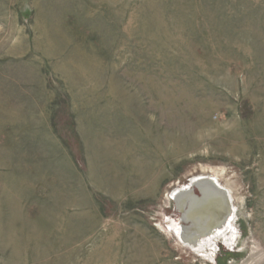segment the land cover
Wrapping results in <instances>:
<instances>
[{
	"label": "rangeland",
	"instance_id": "obj_1",
	"mask_svg": "<svg viewBox=\"0 0 264 264\" xmlns=\"http://www.w3.org/2000/svg\"><path fill=\"white\" fill-rule=\"evenodd\" d=\"M203 175L236 220L210 253L169 229L174 190ZM259 251L264 0H0V264Z\"/></svg>",
	"mask_w": 264,
	"mask_h": 264
},
{
	"label": "bare ground",
	"instance_id": "obj_2",
	"mask_svg": "<svg viewBox=\"0 0 264 264\" xmlns=\"http://www.w3.org/2000/svg\"><path fill=\"white\" fill-rule=\"evenodd\" d=\"M173 202L178 218L170 219V232L194 251L214 252L218 238L225 236L226 230L234 229L230 189L215 177L197 176L189 185H179L173 192ZM248 264H264V252L256 253Z\"/></svg>",
	"mask_w": 264,
	"mask_h": 264
},
{
	"label": "water",
	"instance_id": "obj_3",
	"mask_svg": "<svg viewBox=\"0 0 264 264\" xmlns=\"http://www.w3.org/2000/svg\"><path fill=\"white\" fill-rule=\"evenodd\" d=\"M197 189V188H196ZM175 206H176V204H175Z\"/></svg>",
	"mask_w": 264,
	"mask_h": 264
}]
</instances>
